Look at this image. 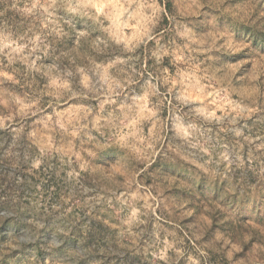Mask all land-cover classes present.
<instances>
[{"label":"rangeland","instance_id":"obj_1","mask_svg":"<svg viewBox=\"0 0 264 264\" xmlns=\"http://www.w3.org/2000/svg\"><path fill=\"white\" fill-rule=\"evenodd\" d=\"M0 264H264V0H0Z\"/></svg>","mask_w":264,"mask_h":264}]
</instances>
